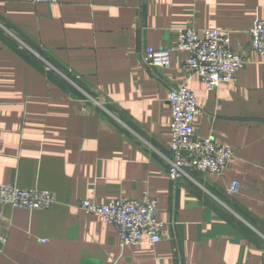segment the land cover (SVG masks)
I'll list each match as a JSON object with an SVG mask.
<instances>
[{
  "label": "crops",
  "instance_id": "crops-1",
  "mask_svg": "<svg viewBox=\"0 0 264 264\" xmlns=\"http://www.w3.org/2000/svg\"><path fill=\"white\" fill-rule=\"evenodd\" d=\"M263 18L264 0H0V184L56 198L0 205V264H264V56L249 35ZM181 27L223 30L244 67L207 90L183 52L145 66V47L171 48ZM179 84L202 108L195 135L233 150L222 174L169 178ZM145 190L165 223L152 246L121 247L112 224L75 205Z\"/></svg>",
  "mask_w": 264,
  "mask_h": 264
},
{
  "label": "built area",
  "instance_id": "built-area-1",
  "mask_svg": "<svg viewBox=\"0 0 264 264\" xmlns=\"http://www.w3.org/2000/svg\"><path fill=\"white\" fill-rule=\"evenodd\" d=\"M27 2L52 3L55 0H25ZM250 49L256 56H264V18L249 30ZM185 53L184 68L187 78L193 76L207 90L231 81L245 65V58L230 47L229 36L217 28L196 29L181 27L176 31L175 43L171 48L145 47L142 62L147 67L166 69L170 66V52ZM170 110L168 174L171 181L187 175L189 171L222 174L232 158L233 150L211 136H197L193 122L202 113L195 93L185 84L171 88L168 96ZM239 183L232 181L227 190L238 192ZM54 203V194L37 188H22L13 183L0 184V205L13 209L47 210ZM88 214L101 217L112 224L117 232L121 247L141 244L152 246L161 240L164 222L157 216L158 202L148 191L138 199L125 197L97 203L80 199L75 204ZM40 242L47 239L39 238Z\"/></svg>",
  "mask_w": 264,
  "mask_h": 264
}]
</instances>
